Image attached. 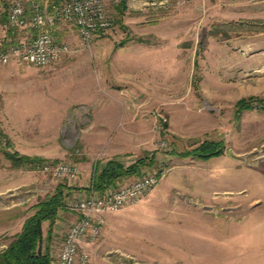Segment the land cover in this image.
I'll return each mask as SVG.
<instances>
[{
    "label": "rangeland",
    "instance_id": "374dc122",
    "mask_svg": "<svg viewBox=\"0 0 264 264\" xmlns=\"http://www.w3.org/2000/svg\"><path fill=\"white\" fill-rule=\"evenodd\" d=\"M102 1L114 27L91 46L60 24L73 52L55 66H0V255L66 185L43 243L56 262L96 165L149 158L114 189L157 172L159 185L106 216L90 264H264V0ZM224 25L239 33L215 36ZM33 34L9 27L0 0V46ZM207 142L224 155L201 159ZM62 163L79 168L76 182L43 171Z\"/></svg>",
    "mask_w": 264,
    "mask_h": 264
},
{
    "label": "built area",
    "instance_id": "2783aa9c",
    "mask_svg": "<svg viewBox=\"0 0 264 264\" xmlns=\"http://www.w3.org/2000/svg\"><path fill=\"white\" fill-rule=\"evenodd\" d=\"M8 24L12 30H31L29 38L0 46V66L12 62L26 64L41 70L55 66L64 56L73 52L70 45L60 42L54 31L60 24L77 30L86 46H91L96 37L114 27L102 0H46L44 4L31 1L28 14V0H6ZM60 181L76 182L80 176L77 166L71 164L46 165ZM163 173L149 174L129 180L124 186L99 195L94 190L85 198L70 203V209L77 220L65 237L59 257L53 264H90L87 244L95 243L103 235L106 216L118 213L143 201L160 183Z\"/></svg>",
    "mask_w": 264,
    "mask_h": 264
},
{
    "label": "trees",
    "instance_id": "16d2710c",
    "mask_svg": "<svg viewBox=\"0 0 264 264\" xmlns=\"http://www.w3.org/2000/svg\"><path fill=\"white\" fill-rule=\"evenodd\" d=\"M253 25L248 23L241 24L240 28L251 30ZM236 26L224 25L215 28L214 35L223 36L229 39L232 33L237 32ZM4 46H8L9 42L4 41ZM244 100L240 102V106H244ZM201 159L208 161L214 157L224 155L223 143H205L197 150ZM39 160V159H38ZM37 159H25L26 164L30 168H35L43 164V161ZM154 160H140L135 164L126 167L118 159L108 161L104 166L97 164L92 175L91 186L89 192L94 190L99 195H104L113 190L116 185L127 178L138 176L141 173L142 168L150 165H154ZM39 163V165H38ZM43 166V165H41ZM70 190L66 185L60 186L55 193L39 204L36 209L37 212L27 219L23 230L20 234L16 235L11 245L1 253L0 264H53V260L49 253L50 247L45 250L44 243V229L45 223L49 224L51 228L48 233V239H50L53 233L54 226L59 219V214L66 206V191ZM50 237V238H49Z\"/></svg>",
    "mask_w": 264,
    "mask_h": 264
},
{
    "label": "crops",
    "instance_id": "0c3cea01",
    "mask_svg": "<svg viewBox=\"0 0 264 264\" xmlns=\"http://www.w3.org/2000/svg\"><path fill=\"white\" fill-rule=\"evenodd\" d=\"M31 1H38V2H40L41 4H44L45 3V1L46 0H28V4H27V7H28V14L30 13V10H31ZM5 37V36H4ZM3 37V38H4ZM6 39H7V36L5 37ZM91 181H92V176H91V178H90V181H89V186L88 185H86L85 187H86V189L88 188V190H89V187L91 186ZM85 194H87V195H89V191L87 192H85ZM73 216V218H71V221H69V222H71V223H74L76 220H77V215H75V214H72L71 215V217ZM60 218L62 219V217L60 216ZM67 222H68V220H67ZM49 225V224H48ZM55 228H57V226L55 227ZM55 231V230H54ZM47 237H48V233L47 234H45V239H47Z\"/></svg>",
    "mask_w": 264,
    "mask_h": 264
}]
</instances>
